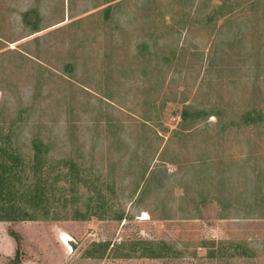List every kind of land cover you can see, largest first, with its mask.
I'll return each mask as SVG.
<instances>
[{
    "label": "rangeland",
    "instance_id": "obj_1",
    "mask_svg": "<svg viewBox=\"0 0 264 264\" xmlns=\"http://www.w3.org/2000/svg\"><path fill=\"white\" fill-rule=\"evenodd\" d=\"M105 3L0 0V122L23 112L22 156L39 137L50 181L64 160L82 178L49 187L60 219L0 221V264H264V0ZM189 104L222 122L180 133Z\"/></svg>",
    "mask_w": 264,
    "mask_h": 264
},
{
    "label": "trees",
    "instance_id": "obj_2",
    "mask_svg": "<svg viewBox=\"0 0 264 264\" xmlns=\"http://www.w3.org/2000/svg\"><path fill=\"white\" fill-rule=\"evenodd\" d=\"M105 1L107 6L103 10V16L108 20L113 10L112 3L118 0ZM223 5H220L215 10L216 14L221 17L226 14H224V7L226 6ZM40 21L37 10L30 9L22 14V22L32 33L41 30ZM22 115L23 112H19L16 117L9 119L8 122H5L6 120L4 122L1 120L0 122V221L58 220L60 219L59 213L56 210H52V206L48 203L49 196H55L49 187L52 185L61 186V182L67 180L75 187H78L79 181L82 179L79 176V169L76 162L64 160L59 164V176H55L50 181L49 149L47 143L39 137L31 138V154L29 157L24 158L18 150L17 144L21 136V134H17V131L20 129L21 132V124L23 123L24 125ZM262 115L263 112L260 109L244 111L238 117L237 123L238 125L250 127L258 124L262 120ZM210 117H214L216 122H218L217 124L222 122V115L219 109H197L192 104L184 105L180 114L179 131L183 134L199 122L207 121ZM143 121L145 124L149 119L144 118ZM146 174L147 169H144L141 178V182L143 181L144 184L141 187V191L145 190L153 182L155 170H151L147 177H145ZM65 197V193L60 192L58 201L65 199ZM71 209L73 214L70 219L74 221H85L91 216H97L96 212L91 208L83 212L80 211L77 204L73 205ZM63 217H67V215L65 214ZM116 219H122V216H116ZM144 243L150 247L146 255L151 258L161 257L162 254L158 252L160 250L158 244L152 242ZM102 248L105 251L106 246L102 245ZM236 253L244 255L238 249Z\"/></svg>",
    "mask_w": 264,
    "mask_h": 264
},
{
    "label": "water",
    "instance_id": "obj_3",
    "mask_svg": "<svg viewBox=\"0 0 264 264\" xmlns=\"http://www.w3.org/2000/svg\"><path fill=\"white\" fill-rule=\"evenodd\" d=\"M66 243L68 244V246L70 247V250L73 251L75 249L76 243L74 242V240L70 237H67L65 239Z\"/></svg>",
    "mask_w": 264,
    "mask_h": 264
},
{
    "label": "bare ground",
    "instance_id": "obj_4",
    "mask_svg": "<svg viewBox=\"0 0 264 264\" xmlns=\"http://www.w3.org/2000/svg\"><path fill=\"white\" fill-rule=\"evenodd\" d=\"M67 237H68V236H67ZM67 237H66V238H67Z\"/></svg>",
    "mask_w": 264,
    "mask_h": 264
}]
</instances>
